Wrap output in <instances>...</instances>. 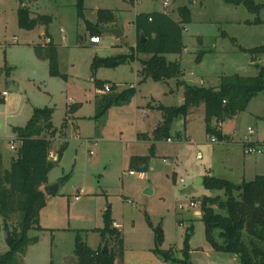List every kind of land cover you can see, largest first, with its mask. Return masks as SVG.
<instances>
[{"label":"rangeland","instance_id":"obj_1","mask_svg":"<svg viewBox=\"0 0 264 264\" xmlns=\"http://www.w3.org/2000/svg\"><path fill=\"white\" fill-rule=\"evenodd\" d=\"M254 1L261 5L259 12L224 0H85V17L93 23L97 22L99 9H111L116 14L114 22L101 25L100 43L92 44L85 20L78 17L75 0H0V154L4 166L10 167L20 145L16 140V148H11L16 137L13 128L25 126L35 108H54L52 120L59 130L65 118H72L68 146L48 176L50 184L59 182L60 188L43 211L41 225L45 229H31L29 236L38 237L39 242L17 253L10 264H79L74 252L76 232L80 231L89 245L97 246L101 237L93 229L104 226L107 211L123 232L122 241L108 243V248L117 252L115 264H178L163 260L153 251L159 226L164 231L161 248H172L178 259L183 258L187 242L192 264H241L238 255L216 251L206 238L201 201L206 196L224 195L220 190L207 189L203 180L207 176L228 175L222 174L226 172L224 163L231 161V169L227 170L233 168V172L229 177L240 185L242 152L247 158L258 155L257 173L264 174V153L247 154L242 148L264 142L257 139L264 137V91L250 101L244 112L223 125V131L235 137L231 140L236 148L232 160L224 159L223 143H214L207 135L201 104L186 122L185 118L175 119L172 141H155L148 172L129 174L130 158L149 155L153 144V140H139L138 135L153 137L162 120L158 106L183 102L184 88L177 85V79L166 83L148 78L140 83V60L96 71L92 64L96 57L134 50L138 40L134 21L138 13L167 12L179 20V7L188 6L192 22L184 28L185 48L181 54L166 55L169 61L181 64V80L216 87L229 67L241 76H256L258 68L252 54L239 49L264 45V0ZM22 5L29 7L32 17L51 16L49 26L22 29L18 24V9ZM117 27L124 32L121 37L109 32ZM47 37L56 47L63 76L50 74ZM200 52L202 59L197 61ZM139 56L149 58L145 54ZM257 62L264 67V54ZM97 79L123 83L116 87V92L131 88L135 82L139 94L112 105L97 119ZM76 103L81 106L67 115L69 107ZM185 132L191 140H185ZM180 134L181 139L176 136ZM60 138L66 140L64 134L53 140L54 153L62 144ZM254 177L247 176V180ZM147 188L152 190L151 194L145 193ZM191 202L196 206H190ZM6 234L0 217V255L10 250ZM243 240L250 248L264 249V241L252 239L246 233Z\"/></svg>","mask_w":264,"mask_h":264},{"label":"trees","instance_id":"obj_2","mask_svg":"<svg viewBox=\"0 0 264 264\" xmlns=\"http://www.w3.org/2000/svg\"><path fill=\"white\" fill-rule=\"evenodd\" d=\"M78 17L86 22L87 30L100 37L101 25L112 23L116 14L111 9H99L97 22L93 23L85 17V0H75ZM136 2L137 0H128ZM235 5L244 4L250 11L259 12L261 5L254 0H224ZM180 19L176 20L167 12H141L135 17V27L138 34L137 44L129 54H117L110 57H96L92 64L93 70L100 67L116 68L140 60L142 63V82L148 78L158 82H168L177 79V85L184 87V100L180 104L165 106L161 104L158 109L162 112V120L153 132L151 138L148 134H140L142 138L150 140H168L172 136V126L176 118H186L192 114L199 105L204 107V120L206 133L219 142L228 141V136L223 133L222 124L244 112L250 101L264 91V67L257 59L264 54V45L255 48L239 46L243 52L252 54V61L258 68L256 76L234 77L224 75L216 87H207L188 84L181 80L184 70L179 61H169L167 54H181L185 48L184 28L192 22V13L188 6L178 9ZM52 21L49 15L31 16L29 7L22 5L18 9V24L22 29L32 30L38 25L46 27ZM48 35V34H47ZM145 40H142V37ZM223 36H227L226 33ZM233 42L236 40L233 38ZM49 47V67L53 76H63L58 68L57 50L53 41ZM140 54L149 56L140 59ZM203 52L197 55L196 60L202 59ZM105 84L111 85L110 92H103ZM116 84L106 80H96V88L103 92L96 95L97 116L103 117L108 109L121 100L129 101L136 93V89L116 92ZM81 104L69 107L67 115L75 111ZM75 108V110L73 109ZM54 108H35L32 117L25 126H16L13 131L15 140L20 142L17 156L12 159L10 167L6 168L0 154V217L4 228L10 232L15 241L10 245V250L0 255V264H10L17 253L23 252L28 246L38 242V237H30L31 229L44 230L40 225V211L46 206L49 198L44 191L48 184L50 171L59 162L67 148V141L58 149V159H49V152L53 140L58 133L66 127L68 117L65 118L62 129L59 130L53 123ZM264 153V152H263ZM155 154V144L150 148L149 155H135L130 158L131 171L148 172L151 156ZM65 176L60 182L62 183ZM207 189L220 190L221 195L206 196L201 201V220L205 225L206 238L212 247L219 252L234 253L239 256L241 264H264V249L250 248L243 240L244 234L257 241H264V174L257 175L251 181H243L240 185L226 178L207 176L203 180ZM100 234L102 242L107 239L110 243L122 241L123 232L114 226L110 212L104 214V226L93 229ZM164 240L162 226L155 230V248L153 251L165 261L178 264H192L190 249L185 243L183 258L174 256L173 249L161 248ZM103 247L97 249L90 247L82 238L81 232L75 235V255L79 264H115L117 252L112 248L107 253Z\"/></svg>","mask_w":264,"mask_h":264},{"label":"crops","instance_id":"obj_3","mask_svg":"<svg viewBox=\"0 0 264 264\" xmlns=\"http://www.w3.org/2000/svg\"><path fill=\"white\" fill-rule=\"evenodd\" d=\"M47 41H51V39H50V37H47ZM101 41V40H100ZM100 43V42H99ZM99 43H92V44H99ZM44 47V46H43ZM144 59H146V58H144ZM223 76V75H222ZM222 76H220L219 77V79H218V82L216 83V86H218L219 85V83H220V80H221V77ZM100 80H102V79H100ZM176 80V79H175ZM183 80H184V78H183ZM106 81H109L110 83H114V84H116V86L117 87H119V86H121L123 83H121V82H117V81H113V80H106ZM146 81H148V79H146L145 81H143L142 82V80H141V82L140 83H144V82H146ZM177 82V81H176ZM166 83H169V81L168 82H166ZM131 87H134L135 89H136V93H135V95L134 96H136L137 94H139L138 92H137V90H138V87H137V85H136V83L135 82H132V84H131ZM183 87V86H182ZM184 88V87H183ZM141 91V90H140ZM173 91V90H172ZM96 92H100V93H103V92H101V91H99L98 89L96 90ZM184 96V95H183ZM146 98H148V96H145ZM182 103V102H181ZM77 104V103H76ZM142 107H146L145 105H141ZM148 106V105H147ZM150 107H154L153 105H149ZM146 108H148V107H146ZM194 114V112L192 113V114H190V115H188L184 120H185V122L187 121V119L189 118V116H191V115H193ZM72 119V118H71ZM71 119L70 118H68V122H67V125H66V127L65 128H63L62 129V131H60V133H58V135H63L64 134V136H66V140H65V138L63 139V138H60L61 139V143H63V141L65 142V141H67V144H68V138H69V133H68V131H70V127L69 126H71ZM227 121V120H226ZM225 121V122H226ZM161 122V121H160ZM159 122V123H160ZM224 122V123H225ZM224 123L221 125L222 126V128H223V125H224ZM74 126H75V123H74ZM74 126H73V128H74ZM76 127V126H75ZM75 129V128H74ZM223 130V129H222ZM223 133L224 134H226L227 136H228V141H224V142H222V143H220V144H222V147H223V149H224V155H225V157H224V159L225 160H227V161H230V158L232 157V153H234V150L236 149L235 148V146H234V142L233 141H231V140H234V136H231V135H229V134H227V133H225L224 131H223ZM141 134H143V133H141ZM57 135V136H58ZM140 135V134H139ZM138 135V139L139 140H148L147 138H142V137H140ZM253 135V134H252ZM252 135H249V136H252ZM177 136V138H179V139H181L182 138V136H183V134H180V135H176ZM230 136V137H229ZM185 140H191V137L190 136H187V133L185 132ZM172 139V138H171ZM257 139H264V137L263 136H259ZM256 139V140H257ZM150 140V139H149ZM249 140L250 141H253V140H251L250 138H249ZM90 141H93V139H90ZM219 142V141H218ZM218 142H216V143H218ZM241 142V147H242V141H240ZM153 143L155 144V147H156V142H154L153 141ZM61 146V145H60ZM68 146V145H67ZM243 148V147H242ZM65 152V151H64ZM63 155H64V153H63ZM63 155H62V157H63ZM55 156L57 157V159H58V153H55ZM141 156H144V155H141ZM246 156H248V155H246V154H244L243 152H242V159H243V161H242V163H241V165H240V168L238 169L239 170V172H240V180L241 181H251V180H247V176H257L258 175V173H257V169H258V162H259V160H258V155H253L254 157H251V158H247ZM62 157H61V159H62ZM57 159H54V161H56ZM61 159H60V161H61ZM231 160H232V158H231ZM59 161V162H60ZM231 162V161H230ZM230 162H225L224 163V169H225V171L226 172H223L222 174H228V175H225V176H222V175H220V176H222V178H229L228 180H230V181H232V182H234V183H236V181H233L232 179H230V172H233V168H232V170L230 171V172H228V170L229 169H231V167H228L229 166V164H230ZM227 167H228V170H227ZM129 172H133V171H129ZM130 174V173H129ZM251 174V175H250ZM254 177V178H255ZM232 178V177H231ZM253 178V179H254ZM252 179V180H253ZM241 181H238V182H241ZM48 184H50V182H49V179H48ZM237 184V183H236ZM54 196V195H53ZM48 198H49V200H48V202L50 201V199L51 198H53L52 196H48ZM76 200H78V199H76ZM47 202V203H48ZM48 205L49 204H46V206L40 211L41 213H40V225H41V220H42V218H43V215H44V210L48 207ZM116 224H118L116 221H114ZM119 225V224H118ZM42 226V225H41ZM43 227V226H42ZM44 228V227H43ZM38 242H39V240H38ZM38 242H36V243H34V244H37ZM34 244H31V245H34ZM88 244V243H87ZM103 244V242H102V239H101V242H99L98 243V245L97 246H95V247H92L91 245H89L90 247H92L93 249H97L98 247H100L101 245ZM30 245V246H31Z\"/></svg>","mask_w":264,"mask_h":264},{"label":"built area","instance_id":"obj_4","mask_svg":"<svg viewBox=\"0 0 264 264\" xmlns=\"http://www.w3.org/2000/svg\"><path fill=\"white\" fill-rule=\"evenodd\" d=\"M165 5L166 6L169 5L168 2H165ZM100 40H101L100 37L97 36V35L90 37V42L91 43H99ZM103 91L104 92H110L111 91V85L110 84H105ZM3 95L6 96L7 95V92H3ZM249 131H250V133H253V131L251 129ZM168 141H172V139L169 138ZM211 141L214 142V143L218 142V140L215 137H213L211 139ZM242 145H243V143H242ZM262 146H264V142L262 144H256V143H254V144L247 145L245 147L243 146V150L247 154H251V153L262 154L264 152ZM11 148L12 149H15L16 148V140L15 139H14V141H11ZM48 156H49V159H51V160L57 159V157L55 156V153L52 150H50ZM131 173L132 172H130V174ZM76 199H78V197H76ZM190 206L195 207L196 206V203L195 202H191L190 203ZM181 208H184V207L181 206ZM114 226L117 227V228L120 227V225L116 224L115 222H114Z\"/></svg>","mask_w":264,"mask_h":264},{"label":"water","instance_id":"obj_5","mask_svg":"<svg viewBox=\"0 0 264 264\" xmlns=\"http://www.w3.org/2000/svg\"><path fill=\"white\" fill-rule=\"evenodd\" d=\"M109 32L115 34L117 37H121L124 34V32H123L121 27L110 29ZM142 40L143 41L145 40L144 36L142 37ZM236 74H237V72L234 70L233 67H229L227 69V75L228 76L234 77ZM59 188H60V183L57 182V183H54V184H47L44 187V191L47 194V196L50 197V196L56 195L58 193V191H59ZM145 193L146 194H151L152 190L150 188H147L145 190ZM14 241H15L14 236L10 232H7V234H6V242H7V244L11 245ZM108 243H109V240L107 239L105 241V244H104L103 249H102L104 253H107L109 251Z\"/></svg>","mask_w":264,"mask_h":264}]
</instances>
